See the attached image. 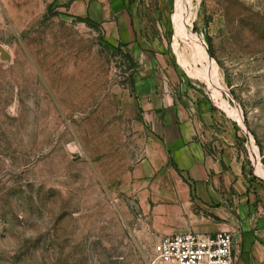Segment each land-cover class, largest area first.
Listing matches in <instances>:
<instances>
[{
    "label": "rangeland",
    "instance_id": "1",
    "mask_svg": "<svg viewBox=\"0 0 264 264\" xmlns=\"http://www.w3.org/2000/svg\"><path fill=\"white\" fill-rule=\"evenodd\" d=\"M170 3L138 0V36L234 120L264 182V0ZM127 55L59 0H0V264H148L127 218L146 137Z\"/></svg>",
    "mask_w": 264,
    "mask_h": 264
},
{
    "label": "crops",
    "instance_id": "2",
    "mask_svg": "<svg viewBox=\"0 0 264 264\" xmlns=\"http://www.w3.org/2000/svg\"><path fill=\"white\" fill-rule=\"evenodd\" d=\"M59 2L126 48L136 65L146 137L126 193L139 238L153 245L174 234L228 231L234 264H264V182L234 120L188 85L168 54L138 36V0ZM158 3L159 13L171 5Z\"/></svg>",
    "mask_w": 264,
    "mask_h": 264
},
{
    "label": "built area",
    "instance_id": "3",
    "mask_svg": "<svg viewBox=\"0 0 264 264\" xmlns=\"http://www.w3.org/2000/svg\"><path fill=\"white\" fill-rule=\"evenodd\" d=\"M233 244L228 231L174 234L154 244L148 264H234Z\"/></svg>",
    "mask_w": 264,
    "mask_h": 264
},
{
    "label": "trees",
    "instance_id": "4",
    "mask_svg": "<svg viewBox=\"0 0 264 264\" xmlns=\"http://www.w3.org/2000/svg\"><path fill=\"white\" fill-rule=\"evenodd\" d=\"M129 58H130V60H132V62H133V59L131 58V56L130 55H127Z\"/></svg>",
    "mask_w": 264,
    "mask_h": 264
}]
</instances>
